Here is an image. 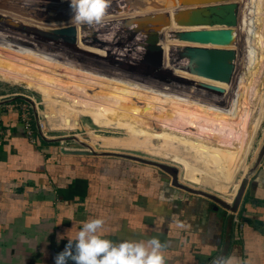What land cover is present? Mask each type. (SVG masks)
<instances>
[{
    "label": "crops",
    "instance_id": "1",
    "mask_svg": "<svg viewBox=\"0 0 264 264\" xmlns=\"http://www.w3.org/2000/svg\"><path fill=\"white\" fill-rule=\"evenodd\" d=\"M13 82L58 98L68 94L43 82L35 87ZM251 89L242 95L247 104L204 100L209 114L214 111L216 120L223 117L215 124L217 130L261 125L264 89L250 93ZM11 95L0 87V120L6 129L0 144V264H55L82 222L97 217L106 221L103 234L114 242L158 237L167 244L166 264H214L220 258L230 264H264V159L251 174L238 211L215 210L207 199L172 186L156 168H137L121 160L94 161L61 154L53 142L31 143L20 109L12 106L16 101L8 99ZM45 102L47 115L60 113L51 111L58 110L56 103ZM228 106L238 111L233 122L229 119L231 124L223 121L229 117ZM226 138L218 144L209 139L208 149L246 166L256 138L246 129ZM197 172L199 185L214 187L222 196L228 195L223 187L235 193L243 179L209 164L199 165Z\"/></svg>",
    "mask_w": 264,
    "mask_h": 264
},
{
    "label": "rangeland",
    "instance_id": "2",
    "mask_svg": "<svg viewBox=\"0 0 264 264\" xmlns=\"http://www.w3.org/2000/svg\"><path fill=\"white\" fill-rule=\"evenodd\" d=\"M244 1L238 2L243 5ZM114 3L116 5H113ZM68 6L69 0H0V21L2 22H0V28L20 32L24 37L29 38V41H31L30 37H33L42 45L48 44L50 48H54V53L68 56L66 59L70 61L89 57L93 59L91 61L100 62L99 64H102L106 71H112L111 69L116 72L127 71L130 77L117 84L98 89L63 90L52 82L0 72V77H8L11 80L0 78V87L13 93L14 96L11 95L8 98L13 102L16 101L12 106L18 109L21 104L16 100L17 97L21 98L18 95L31 96L35 102L28 100L29 104H27L31 107L32 114L38 122L43 121L45 130L54 137L53 143L61 154L65 151H81L86 153L71 155L94 161L121 160L137 168H156L157 170L160 169L144 164L143 160L167 164L178 168L179 180L182 184L205 190L222 199L232 200L233 188L223 187L222 192L228 195L222 196L223 194L217 193L214 187L199 185L197 182L200 176L197 175V168L199 165L209 164L227 171L233 178L243 176L241 180L246 185L249 182L251 170L255 167L264 145V118L261 125L257 127L229 125L222 130H217L215 124L223 117L216 120L213 117L214 111L209 114L208 105L205 102L240 104L238 100L233 102L229 99L212 101L205 98V95L209 89L215 88L214 90L221 92L222 88L219 85L229 86L235 83L242 67L235 64V72L228 84L214 80L212 77L215 75L206 73L192 54V49L197 45L180 42L173 32L204 28H166L161 33L162 53L146 49L148 47L145 43L147 32H140L137 35L135 28L127 25L131 18L142 16L145 12L144 9L139 10L137 0H111L110 7L113 6V10L109 8L105 19L100 24L91 26L74 23L71 20L70 7L68 13L64 9ZM180 9H182L181 5L174 11ZM64 27H75L76 38L81 39L70 41L69 35L52 33L54 36L52 38L40 34L42 31L52 32ZM240 29L239 22V27L236 29L239 44L235 45L238 46V57L244 53L246 45V38L243 42L240 41L238 33ZM95 31L108 36L103 37L104 39L98 37L97 40ZM142 44L146 47H142ZM90 53L91 55H86ZM154 63L158 65H153ZM165 63L168 66L163 68ZM13 81H26L32 83L33 87L43 82L44 85L50 84L52 89L66 91L68 94L58 98L38 90L25 89ZM191 83L196 85L195 88L185 86ZM260 88L264 89V84ZM255 91L256 89L253 88L250 93ZM247 92L248 90L238 93L236 98L239 99ZM22 99L27 100L25 97ZM45 99L57 104L58 110L51 111L60 113L47 115ZM227 114L229 117L223 121L231 124L229 119L233 122L232 118L238 114V111L228 106ZM245 129L252 133L253 138H256L246 157L247 167L235 161L234 158L208 149L209 139L211 144L213 141L218 144L217 140L226 141L227 136L242 133ZM24 133H26L25 128ZM240 140H234V142ZM241 168H245L246 171H242ZM161 172L172 185L171 177ZM195 175L196 178L193 179ZM233 202L229 203L233 204Z\"/></svg>",
    "mask_w": 264,
    "mask_h": 264
},
{
    "label": "water",
    "instance_id": "3",
    "mask_svg": "<svg viewBox=\"0 0 264 264\" xmlns=\"http://www.w3.org/2000/svg\"><path fill=\"white\" fill-rule=\"evenodd\" d=\"M139 10L144 9L142 16L131 18L128 26L135 28V34L147 32L145 36L148 50H157L162 53L161 33L166 28L182 27L188 29L204 28L199 30L173 31L180 42L197 45L192 49V54L202 65L206 73H212L216 81L228 84L235 72V62L238 60V37L236 29L239 27L240 4L236 0H137ZM144 4V5H143ZM179 5L182 9L178 10ZM177 8V9H176ZM174 11V12H172ZM208 27L209 29H205ZM69 35V40L74 41L77 36L75 27H64L56 30L42 31L40 34L52 36ZM56 38V37H55ZM215 89V88H214ZM66 154H81L86 152L65 151ZM264 158V145L260 151L258 161L251 170L253 173ZM144 164L159 168L171 177L172 186L193 195L202 196L214 202L215 210L223 208L231 213H236L242 202L246 184L241 182L233 204L215 194L189 187L179 180V170L174 166L158 162L143 160Z\"/></svg>",
    "mask_w": 264,
    "mask_h": 264
},
{
    "label": "bare ground",
    "instance_id": "4",
    "mask_svg": "<svg viewBox=\"0 0 264 264\" xmlns=\"http://www.w3.org/2000/svg\"><path fill=\"white\" fill-rule=\"evenodd\" d=\"M236 1L238 2L239 0ZM246 7L247 9L250 7L251 13H249V9L247 10ZM64 9L67 11L66 13H68L69 6L66 8L64 7ZM239 18L241 25V29L238 32L240 41L243 42L247 37L246 40L249 42L248 46H244V53L241 57H238L239 61L235 62V64H238V67H242V71L239 72L240 76L237 77L235 83L229 86L219 85L222 88L221 92L209 89L205 95V98L209 100L220 101L222 99H229L233 102L238 100L237 102L247 104V99L244 97L237 99V94L251 88L263 87L264 0H245L240 10ZM242 33L243 38H241ZM95 36H97L96 39L98 40V37L104 39L103 37L108 36V34H99L96 32ZM30 38L31 41L20 32L0 28L1 73L52 82L63 90H70L72 88L82 90L98 89L117 84L130 77L127 71L116 72L113 69H111L112 71H106L104 69L105 67L99 64L100 62L96 60L91 61L93 59L89 57H84L86 59L77 58L75 61H70V59H66L68 56H60L54 53V48H50L48 44L42 45V43L33 37ZM236 48H238V46H236ZM79 55L84 56L82 53ZM86 55H91V53ZM92 55L96 56L97 54ZM148 64L150 63L148 62ZM153 65L158 64L154 63ZM167 66L168 64L165 63L163 68ZM135 76L139 77L137 75ZM185 86L195 88L196 85L191 83L185 84ZM197 175L199 176L198 172ZM195 178L196 175L193 179ZM234 179L236 178L234 177ZM237 192L238 191L232 194V200L235 199ZM232 200H229V202H233Z\"/></svg>",
    "mask_w": 264,
    "mask_h": 264
},
{
    "label": "clouds",
    "instance_id": "5",
    "mask_svg": "<svg viewBox=\"0 0 264 264\" xmlns=\"http://www.w3.org/2000/svg\"><path fill=\"white\" fill-rule=\"evenodd\" d=\"M111 0H69L71 20L78 25L100 24L108 15ZM106 221L89 218L83 221L74 238H68L55 264H166L167 244L158 237L147 240L114 242L104 236ZM214 264H230L223 258Z\"/></svg>",
    "mask_w": 264,
    "mask_h": 264
},
{
    "label": "built area",
    "instance_id": "6",
    "mask_svg": "<svg viewBox=\"0 0 264 264\" xmlns=\"http://www.w3.org/2000/svg\"><path fill=\"white\" fill-rule=\"evenodd\" d=\"M248 9H249V13H251L250 7H248ZM245 42H246V45L248 46V43H249L248 40H245ZM12 96H14V95H12ZM18 96H21V98L25 97L27 99L26 101L31 100V101L35 102L33 100V98H31V96H26L24 94L23 95H18ZM28 104H20L18 106V108L20 109V114H21V118H22V120H21L22 121V126L26 129V134L31 139L33 144H37V138L35 137L34 131L32 129V123L30 121L31 120V116H32L31 107ZM36 123H37V128H38L39 134H41V136L45 140H47V141H55L54 137H52L50 135V133H48L45 130V125H44L43 121H39V122L37 121ZM5 136H6V129H5V126H4L3 122L0 120V144L3 143V141L5 139Z\"/></svg>",
    "mask_w": 264,
    "mask_h": 264
},
{
    "label": "trees",
    "instance_id": "7",
    "mask_svg": "<svg viewBox=\"0 0 264 264\" xmlns=\"http://www.w3.org/2000/svg\"><path fill=\"white\" fill-rule=\"evenodd\" d=\"M34 115H32L31 116V123H32V129H33V131H34V134H35V137L37 138V140L38 141H40V142H55V141H47V140H45L42 136H41V134H39V132H38V128H37V123L35 122V120H34Z\"/></svg>",
    "mask_w": 264,
    "mask_h": 264
},
{
    "label": "flooded vegetation",
    "instance_id": "8",
    "mask_svg": "<svg viewBox=\"0 0 264 264\" xmlns=\"http://www.w3.org/2000/svg\"><path fill=\"white\" fill-rule=\"evenodd\" d=\"M113 5H116V4L114 3ZM110 10H111V11L113 10V6H112V7H110ZM64 35H67V34H64Z\"/></svg>",
    "mask_w": 264,
    "mask_h": 264
}]
</instances>
